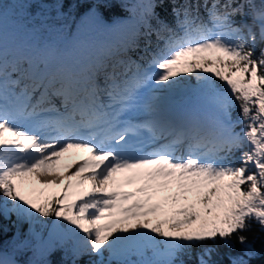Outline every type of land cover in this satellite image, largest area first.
I'll return each instance as SVG.
<instances>
[{
    "label": "snow or ice",
    "instance_id": "1",
    "mask_svg": "<svg viewBox=\"0 0 264 264\" xmlns=\"http://www.w3.org/2000/svg\"><path fill=\"white\" fill-rule=\"evenodd\" d=\"M116 5L132 13L118 45L69 64L41 41L9 62L0 0V233L16 217L0 264H223L221 245L227 264H250L244 233L264 231V0H72L93 19ZM177 92L196 106L170 108Z\"/></svg>",
    "mask_w": 264,
    "mask_h": 264
},
{
    "label": "trees",
    "instance_id": "2",
    "mask_svg": "<svg viewBox=\"0 0 264 264\" xmlns=\"http://www.w3.org/2000/svg\"><path fill=\"white\" fill-rule=\"evenodd\" d=\"M130 2L135 4L137 0H130ZM169 8L170 6L165 4L163 8H157L156 11L162 18L171 22L172 17ZM58 10L65 14V18H57ZM4 11V41L9 40L13 44V47L5 51L9 62L12 61L15 50H18L20 47H22L23 50H26L32 48L38 42L47 41L53 42L58 48H61L74 35L80 32L89 29L104 31L108 25L113 24L117 20L128 21L130 24L132 18L131 11L125 12L119 5L112 8L100 9L102 14L100 19L88 18L84 16V7L73 8L72 0H65L63 9H59L57 0H41V3L38 6L31 9L28 8L25 0H4ZM29 11L40 14L42 18L39 20H33L28 15ZM128 30V27L126 29L124 28L120 35V39L113 46L118 45L121 41L126 39ZM9 71H11V68H9ZM217 83L219 82L217 81ZM238 117L239 108L237 106L232 110V118L233 120H236ZM235 129L239 132L241 126L237 125ZM15 220L16 217L13 215L11 220L3 221L6 231L0 233V251L8 254L10 257L13 255L12 237L16 232V227H13V222ZM20 231L21 238H23V233L26 231L25 227L22 228V226H20ZM244 234L248 236L250 241L254 242L255 251L258 253V255L250 261V264H264V231H261L259 226L253 223L251 231ZM193 251L195 252L197 250L194 249ZM240 252L241 246L236 244L235 250L230 254L238 255ZM219 253L218 256H214L213 258L222 261L223 264H227L229 250L221 245L219 246ZM30 255V252L16 254L15 259L24 261L28 259ZM51 259L59 261L61 259V254L57 252L51 257ZM88 259L89 257L85 256L81 261V264H84Z\"/></svg>",
    "mask_w": 264,
    "mask_h": 264
},
{
    "label": "rangeland",
    "instance_id": "3",
    "mask_svg": "<svg viewBox=\"0 0 264 264\" xmlns=\"http://www.w3.org/2000/svg\"><path fill=\"white\" fill-rule=\"evenodd\" d=\"M259 47L260 46H258V50H257V54H259ZM192 83V85L194 86V84H195V81H192L191 82ZM179 93V92H178ZM180 93H182V92H180ZM185 94V93H184ZM185 95H188V94H185ZM189 97H191V98H193L192 96H190V95H188ZM194 99V98H193ZM195 100V99H194ZM236 131V130H235ZM244 150H248V146L247 145H245V149ZM183 150L181 149V151L179 152V153H181ZM76 154L74 153L73 154V156H75ZM78 155H80V156H84V155H86L85 153H79ZM235 156L236 157H238L239 156V152H237L236 154H235ZM68 162H72L71 160H68ZM250 168H251V166H249ZM23 227H25V230L27 229V224H24V225H22V228Z\"/></svg>",
    "mask_w": 264,
    "mask_h": 264
}]
</instances>
